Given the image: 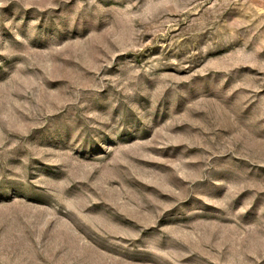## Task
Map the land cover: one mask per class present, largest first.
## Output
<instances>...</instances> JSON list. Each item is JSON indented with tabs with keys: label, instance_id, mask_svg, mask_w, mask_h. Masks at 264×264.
Segmentation results:
<instances>
[{
	"label": "rangeland",
	"instance_id": "obj_1",
	"mask_svg": "<svg viewBox=\"0 0 264 264\" xmlns=\"http://www.w3.org/2000/svg\"><path fill=\"white\" fill-rule=\"evenodd\" d=\"M0 264H264V0H0Z\"/></svg>",
	"mask_w": 264,
	"mask_h": 264
}]
</instances>
